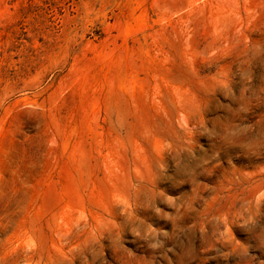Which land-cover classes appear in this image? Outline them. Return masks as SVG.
Returning <instances> with one entry per match:
<instances>
[{
	"label": "rangeland",
	"instance_id": "374dc122",
	"mask_svg": "<svg viewBox=\"0 0 264 264\" xmlns=\"http://www.w3.org/2000/svg\"><path fill=\"white\" fill-rule=\"evenodd\" d=\"M0 264H264V0H0Z\"/></svg>",
	"mask_w": 264,
	"mask_h": 264
}]
</instances>
